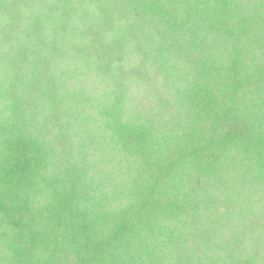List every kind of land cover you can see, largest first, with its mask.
I'll return each instance as SVG.
<instances>
[{"label":"trees","instance_id":"1","mask_svg":"<svg viewBox=\"0 0 264 264\" xmlns=\"http://www.w3.org/2000/svg\"><path fill=\"white\" fill-rule=\"evenodd\" d=\"M0 264H264V0H0Z\"/></svg>","mask_w":264,"mask_h":264},{"label":"rangeland","instance_id":"2","mask_svg":"<svg viewBox=\"0 0 264 264\" xmlns=\"http://www.w3.org/2000/svg\"><path fill=\"white\" fill-rule=\"evenodd\" d=\"M36 1L37 0H31V2L34 4V3H36ZM30 5H32V4H30ZM32 6H34V5H32Z\"/></svg>","mask_w":264,"mask_h":264}]
</instances>
